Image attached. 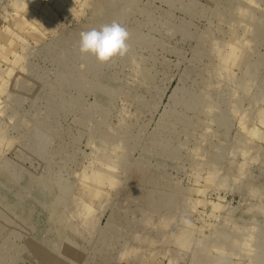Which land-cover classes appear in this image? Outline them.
<instances>
[{"label": "rangeland", "instance_id": "rangeland-1", "mask_svg": "<svg viewBox=\"0 0 264 264\" xmlns=\"http://www.w3.org/2000/svg\"><path fill=\"white\" fill-rule=\"evenodd\" d=\"M0 264H264V0H0Z\"/></svg>", "mask_w": 264, "mask_h": 264}, {"label": "clouds", "instance_id": "clouds-1", "mask_svg": "<svg viewBox=\"0 0 264 264\" xmlns=\"http://www.w3.org/2000/svg\"><path fill=\"white\" fill-rule=\"evenodd\" d=\"M128 30L113 21L100 29L82 31L79 39V52L94 55L101 63H107L116 56L123 57L128 52Z\"/></svg>", "mask_w": 264, "mask_h": 264}]
</instances>
